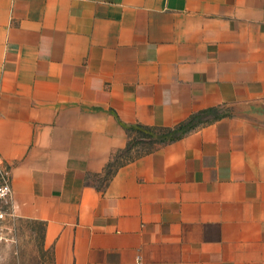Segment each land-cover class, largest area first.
I'll use <instances>...</instances> for the list:
<instances>
[{"label":"crops","instance_id":"crops-1","mask_svg":"<svg viewBox=\"0 0 264 264\" xmlns=\"http://www.w3.org/2000/svg\"><path fill=\"white\" fill-rule=\"evenodd\" d=\"M0 157L53 264H264V0H0Z\"/></svg>","mask_w":264,"mask_h":264},{"label":"rangeland","instance_id":"rangeland-1","mask_svg":"<svg viewBox=\"0 0 264 264\" xmlns=\"http://www.w3.org/2000/svg\"><path fill=\"white\" fill-rule=\"evenodd\" d=\"M215 110H206L190 115L181 125L170 126L165 134L169 137H181L209 121ZM141 148H133L131 155L141 152ZM91 181L102 184V178H91ZM41 224L30 219L15 217L11 221L8 239L0 244V264H53L51 253L42 244Z\"/></svg>","mask_w":264,"mask_h":264},{"label":"trees","instance_id":"trees-1","mask_svg":"<svg viewBox=\"0 0 264 264\" xmlns=\"http://www.w3.org/2000/svg\"><path fill=\"white\" fill-rule=\"evenodd\" d=\"M212 110V109H204L200 112ZM183 122V121H182ZM182 122L177 124L181 125ZM176 124V125H177ZM171 127L165 126H156V125H143V124H135L126 129L127 133V142L125 147L121 150L116 151L110 161L107 163L105 170H104V178L102 179V183H107L110 178L112 177L113 173L119 168L120 166L133 161L134 159L152 152L158 146L178 139L180 137H169L167 138L165 134L169 133ZM182 137V136H181ZM133 148H141V152L136 153L135 155H131V151ZM41 224V234H42V241H43V231L44 225L43 222L35 221ZM43 244V242H42Z\"/></svg>","mask_w":264,"mask_h":264},{"label":"built area","instance_id":"built-area-1","mask_svg":"<svg viewBox=\"0 0 264 264\" xmlns=\"http://www.w3.org/2000/svg\"><path fill=\"white\" fill-rule=\"evenodd\" d=\"M16 217L12 204L11 166L0 157V244L8 239Z\"/></svg>","mask_w":264,"mask_h":264}]
</instances>
